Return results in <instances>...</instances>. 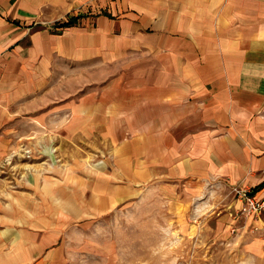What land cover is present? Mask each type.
I'll list each match as a JSON object with an SVG mask.
<instances>
[{
	"label": "crops",
	"instance_id": "0c3cea01",
	"mask_svg": "<svg viewBox=\"0 0 264 264\" xmlns=\"http://www.w3.org/2000/svg\"><path fill=\"white\" fill-rule=\"evenodd\" d=\"M45 1L0 0V264H91L94 243H65V192L57 195L63 176L91 166L75 164L69 175L52 166L20 185L5 171L20 124L54 114L42 112L49 57L28 30L31 8ZM108 1L107 11L50 27L62 33L89 18L101 26L88 53L95 78L73 82L54 110L60 141L110 147L106 161L124 182L104 176L87 186L89 213L106 214L114 197L138 198L149 183L175 209L213 186L264 198V0ZM236 207L219 223L242 217L238 199ZM248 217L239 234L248 263L264 264V225Z\"/></svg>",
	"mask_w": 264,
	"mask_h": 264
},
{
	"label": "rangeland",
	"instance_id": "374dc122",
	"mask_svg": "<svg viewBox=\"0 0 264 264\" xmlns=\"http://www.w3.org/2000/svg\"><path fill=\"white\" fill-rule=\"evenodd\" d=\"M108 2L47 0L31 8L33 26L28 30L33 33L35 42L46 48L52 68L49 82L53 87L48 89L47 109H42V112L54 114H47L43 122L28 117L20 124L19 135L15 137L16 146L7 159L9 168L5 169L6 173L14 175L13 182L20 185L27 175L28 181L32 180L41 169L52 166H60L68 175L78 170L75 164L91 166L88 167L90 173L83 169L82 172H75L74 177L63 176L69 183L64 182L57 190V195L65 192V243H94L95 252L89 254L97 258L91 259V264H101V257L109 256L112 257L111 264H251L243 248L247 237L239 236L245 229V220L250 217L243 215L234 220L229 215L228 222L219 223L221 216L239 211L237 198L227 189L214 186L203 189L201 195L175 209L169 199L157 198L149 183L145 184L140 197L130 196L119 201H115L118 197H114L112 208L106 214L97 209L95 214L89 213L91 204L87 186L104 176L110 177L116 185L124 182L118 178L119 169L113 167V159L111 164L106 161L113 155L110 147L103 148L101 142L95 144L94 141L83 140L75 148L60 141L62 135L58 125L62 122L54 110L61 108L63 102L70 98L68 94H71L73 82L76 85L78 79L95 78L97 63L89 60L88 53L99 43L101 26L97 20L89 18L62 33L50 27L72 16L107 11ZM62 81L68 85L56 87ZM104 161L108 166L99 165ZM17 184L13 185L17 187ZM71 190L70 199L68 192ZM50 204L46 203L47 207Z\"/></svg>",
	"mask_w": 264,
	"mask_h": 264
},
{
	"label": "built area",
	"instance_id": "2783aa9c",
	"mask_svg": "<svg viewBox=\"0 0 264 264\" xmlns=\"http://www.w3.org/2000/svg\"><path fill=\"white\" fill-rule=\"evenodd\" d=\"M238 201L241 203L240 212L244 215L260 221L264 225V198H258L249 190L235 188L233 190Z\"/></svg>",
	"mask_w": 264,
	"mask_h": 264
},
{
	"label": "trees",
	"instance_id": "16d2710c",
	"mask_svg": "<svg viewBox=\"0 0 264 264\" xmlns=\"http://www.w3.org/2000/svg\"><path fill=\"white\" fill-rule=\"evenodd\" d=\"M77 17H71L69 20H68V22H65V23H62V24H60V26L62 27V26H69V25H71V24H73L76 20ZM78 20V19H77Z\"/></svg>",
	"mask_w": 264,
	"mask_h": 264
}]
</instances>
